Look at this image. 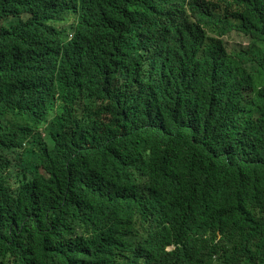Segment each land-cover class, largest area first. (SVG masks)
Returning a JSON list of instances; mask_svg holds the SVG:
<instances>
[{"label": "trees", "instance_id": "trees-1", "mask_svg": "<svg viewBox=\"0 0 264 264\" xmlns=\"http://www.w3.org/2000/svg\"><path fill=\"white\" fill-rule=\"evenodd\" d=\"M231 32L264 44V0H0V264H264V49Z\"/></svg>", "mask_w": 264, "mask_h": 264}, {"label": "rangeland", "instance_id": "rangeland-1", "mask_svg": "<svg viewBox=\"0 0 264 264\" xmlns=\"http://www.w3.org/2000/svg\"><path fill=\"white\" fill-rule=\"evenodd\" d=\"M224 40H225L228 51H231L235 48H240V47H252L258 52L262 53L264 49V44L262 42L250 41L248 37H245L242 34L237 33V32H231L226 37H224Z\"/></svg>", "mask_w": 264, "mask_h": 264}, {"label": "clouds", "instance_id": "clouds-1", "mask_svg": "<svg viewBox=\"0 0 264 264\" xmlns=\"http://www.w3.org/2000/svg\"><path fill=\"white\" fill-rule=\"evenodd\" d=\"M70 36H71V33L69 34V38H70ZM226 36H227V35H223V36H221V38H223V40H224V37H226ZM224 42H225V40H224ZM225 45H226V43H225ZM171 248H173L172 245H168V246L166 247L167 250H170Z\"/></svg>", "mask_w": 264, "mask_h": 264}]
</instances>
